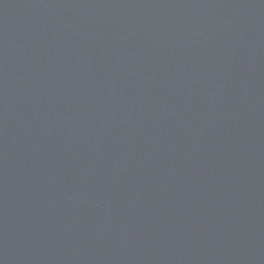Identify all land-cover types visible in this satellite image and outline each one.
I'll use <instances>...</instances> for the list:
<instances>
[{"label": "water", "instance_id": "95a60500", "mask_svg": "<svg viewBox=\"0 0 264 264\" xmlns=\"http://www.w3.org/2000/svg\"><path fill=\"white\" fill-rule=\"evenodd\" d=\"M0 264H264V0H0Z\"/></svg>", "mask_w": 264, "mask_h": 264}]
</instances>
